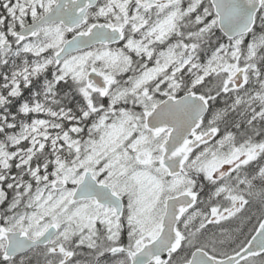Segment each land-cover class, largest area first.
Here are the masks:
<instances>
[{
	"label": "snow or ice",
	"instance_id": "1",
	"mask_svg": "<svg viewBox=\"0 0 264 264\" xmlns=\"http://www.w3.org/2000/svg\"><path fill=\"white\" fill-rule=\"evenodd\" d=\"M0 264H264V0H0Z\"/></svg>",
	"mask_w": 264,
	"mask_h": 264
},
{
	"label": "flooded vegetation",
	"instance_id": "2",
	"mask_svg": "<svg viewBox=\"0 0 264 264\" xmlns=\"http://www.w3.org/2000/svg\"><path fill=\"white\" fill-rule=\"evenodd\" d=\"M255 211H256V208L253 207V208L249 209V214H251L252 212H255ZM245 223H246V221H245ZM224 226L227 228L235 229V228L243 227V223L241 222V220H236V221H233L231 224L225 223ZM244 231L247 232L246 227H244Z\"/></svg>",
	"mask_w": 264,
	"mask_h": 264
}]
</instances>
